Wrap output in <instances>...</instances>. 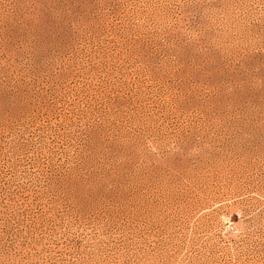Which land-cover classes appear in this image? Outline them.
<instances>
[{"label":"rangeland","instance_id":"rangeland-1","mask_svg":"<svg viewBox=\"0 0 264 264\" xmlns=\"http://www.w3.org/2000/svg\"><path fill=\"white\" fill-rule=\"evenodd\" d=\"M0 264H264V0H0Z\"/></svg>","mask_w":264,"mask_h":264}]
</instances>
